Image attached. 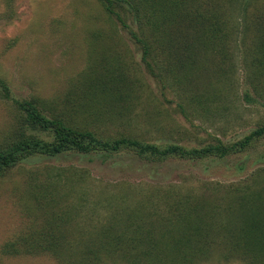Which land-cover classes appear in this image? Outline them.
<instances>
[{"label":"rangeland","instance_id":"374dc122","mask_svg":"<svg viewBox=\"0 0 264 264\" xmlns=\"http://www.w3.org/2000/svg\"><path fill=\"white\" fill-rule=\"evenodd\" d=\"M254 31L232 35L239 45L222 46L219 54L201 50L191 67L155 66L161 80L149 71L133 35L99 0H0V77L13 98H37L45 114L106 138L129 135L160 146L200 148L236 141L264 124V50ZM104 80L113 91L93 93ZM18 114L0 84V145L21 130ZM230 187L264 195V138L222 158L161 159L133 150L31 156L0 177V264H248L223 253L228 239L214 234L226 231L222 212L208 224L146 221L155 244L147 249L161 259L119 258L128 245L104 262L82 258L86 241L104 239L101 232L112 225L123 229L139 206L145 216L151 206L154 215L165 216L167 201L175 204L187 194L216 201ZM51 216L63 220L71 251L6 249ZM132 236L143 235L129 232L120 243Z\"/></svg>","mask_w":264,"mask_h":264},{"label":"trees","instance_id":"16d2710c","mask_svg":"<svg viewBox=\"0 0 264 264\" xmlns=\"http://www.w3.org/2000/svg\"><path fill=\"white\" fill-rule=\"evenodd\" d=\"M99 1L104 9L115 16L133 35L142 48L143 60L149 71L161 80L162 76L154 71L155 66H163L165 70L171 66L191 67L201 57L203 49L219 54L222 52L219 51L222 46L230 43L238 46L237 36L231 39L234 34L242 33L246 36L256 30V42L260 43L264 50L262 0ZM233 13L236 15L233 16ZM174 78L177 79L175 75ZM104 81L96 85L93 93L107 94L113 91L114 85ZM0 84L5 95L14 102L19 112L17 123L21 128L8 145H0V177L12 166L38 154L55 156L68 151L88 154L96 151L119 153L133 150L141 157L195 160L244 153L264 138V124L236 141L226 143L217 140L200 148H188L180 144L160 146L129 135L106 138L93 130L72 125L59 115L45 114L37 98L24 100L13 98L8 84L1 77ZM28 129L39 130L45 136L36 134L32 132L33 130L28 132ZM241 163L238 168H245ZM166 190L167 193L171 191V189ZM228 191L230 195L225 194ZM221 195L220 199L210 202L204 201L202 196L201 198H191L189 194L179 196L175 204L173 200L167 201L165 205H169L167 206L169 214L165 216L154 215L157 209L154 210L153 206L150 208L149 216H145L141 214L143 206H139L126 216L127 223L122 227L123 229L116 230L115 225H112L111 230L101 232L104 239L86 241L82 258L85 259V263L92 260L104 262L103 259L112 258L113 252L121 249L120 246L128 245L129 248L125 247L123 249L125 251H122L126 255H121L119 258H125L131 263L138 261L139 258L161 259V253L156 255L152 249H147V246H155L149 225L165 222L164 218L168 221L192 220L193 224H208L212 223L210 220H216L215 218L222 212L226 214L225 219L228 222L226 231L219 229L214 234L228 239L227 247L223 252L226 258H239L248 264H264V195L260 192L245 195L242 194L240 187H230L228 190H223ZM36 199L39 201L37 195ZM58 218L60 217L47 218L46 225L25 233L17 239L18 243L15 241L7 243L6 249L10 252L55 250L60 254L71 251V242L66 232L61 230L63 220L61 223ZM146 221L154 224L148 225ZM129 232L132 235L140 233L143 236L138 238L132 236L131 238L134 239L120 243V239ZM201 250L202 248L199 247L198 251ZM150 253L153 255H149Z\"/></svg>","mask_w":264,"mask_h":264}]
</instances>
